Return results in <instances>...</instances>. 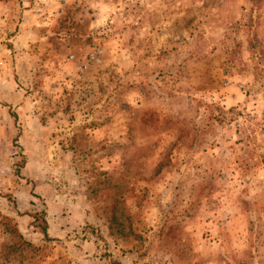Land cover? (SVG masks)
Returning a JSON list of instances; mask_svg holds the SVG:
<instances>
[{
  "label": "rangeland",
  "instance_id": "374dc122",
  "mask_svg": "<svg viewBox=\"0 0 264 264\" xmlns=\"http://www.w3.org/2000/svg\"><path fill=\"white\" fill-rule=\"evenodd\" d=\"M0 31V264H264V0H0Z\"/></svg>",
  "mask_w": 264,
  "mask_h": 264
},
{
  "label": "trees",
  "instance_id": "16d2710c",
  "mask_svg": "<svg viewBox=\"0 0 264 264\" xmlns=\"http://www.w3.org/2000/svg\"><path fill=\"white\" fill-rule=\"evenodd\" d=\"M15 121H16V117L13 115ZM4 197H7V195H4ZM32 217L34 218V220L37 221V219L41 220V225H39L38 223H34V225L36 227L39 228V232L47 238V225H46V221L44 219V213H39V214H32Z\"/></svg>",
  "mask_w": 264,
  "mask_h": 264
},
{
  "label": "built area",
  "instance_id": "2783aa9c",
  "mask_svg": "<svg viewBox=\"0 0 264 264\" xmlns=\"http://www.w3.org/2000/svg\"><path fill=\"white\" fill-rule=\"evenodd\" d=\"M6 35L0 31V54L2 53L3 49L5 48V44L7 43Z\"/></svg>",
  "mask_w": 264,
  "mask_h": 264
},
{
  "label": "crops",
  "instance_id": "0c3cea01",
  "mask_svg": "<svg viewBox=\"0 0 264 264\" xmlns=\"http://www.w3.org/2000/svg\"><path fill=\"white\" fill-rule=\"evenodd\" d=\"M13 40L15 41V43L22 40V34H18L16 36L12 37V39L10 41L13 42Z\"/></svg>",
  "mask_w": 264,
  "mask_h": 264
}]
</instances>
